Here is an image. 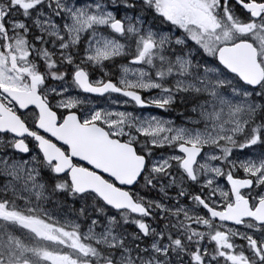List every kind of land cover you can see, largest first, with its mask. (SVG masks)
<instances>
[{
  "label": "snow or ice",
  "instance_id": "6c2138e0",
  "mask_svg": "<svg viewBox=\"0 0 264 264\" xmlns=\"http://www.w3.org/2000/svg\"><path fill=\"white\" fill-rule=\"evenodd\" d=\"M0 264H264V0H0Z\"/></svg>",
  "mask_w": 264,
  "mask_h": 264
}]
</instances>
